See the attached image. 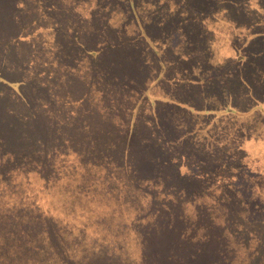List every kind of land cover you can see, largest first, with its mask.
<instances>
[{"label":"rangeland","instance_id":"obj_1","mask_svg":"<svg viewBox=\"0 0 264 264\" xmlns=\"http://www.w3.org/2000/svg\"><path fill=\"white\" fill-rule=\"evenodd\" d=\"M0 141L22 147L0 154V202L53 209L81 243L0 264H264V0H0ZM177 168L193 194L156 182ZM148 183L187 196L182 239L143 235ZM203 213L246 232L203 251Z\"/></svg>","mask_w":264,"mask_h":264},{"label":"trees","instance_id":"obj_2","mask_svg":"<svg viewBox=\"0 0 264 264\" xmlns=\"http://www.w3.org/2000/svg\"><path fill=\"white\" fill-rule=\"evenodd\" d=\"M242 120V119H241ZM241 120L238 119L239 125ZM7 123L10 125V127L6 128H19L20 124L16 120H12V124L7 121ZM241 129V128H239ZM22 136V135H21ZM19 143V142H17ZM22 151V147L17 146L15 143H10L9 141L2 142L0 141V154L3 153L5 157L8 156H14L17 157L20 155ZM32 158L35 156L32 155ZM30 158L25 162L26 166H31L32 161H35L36 159ZM46 159H43L41 161L40 165L44 168H49L50 165L48 162L44 161ZM21 161V160H20ZM10 162L4 159L2 165L0 167L9 168ZM23 169H25V165L23 166ZM184 167H181V170H184ZM28 174H30V171H27ZM179 173V169L177 168L176 171H174L172 174H166V175H157L155 176V179H157L159 182L161 181L163 183V179H170V182L175 186L182 189H186L189 193L193 194V188L190 187L189 183H187L186 186H181L179 178H176ZM28 179H34L30 177V175H26ZM37 180H39L37 178ZM132 181L139 180V177L132 175L131 177ZM4 181L0 177V182ZM137 182V184H138ZM147 184V183H146ZM164 184V183H163ZM150 186V192L155 196L153 199L152 194L145 195L142 199V191L139 193V197L141 199V202H144L146 205H148L147 209L149 211V214L154 221L153 223H149L145 226H141L140 228L143 231V235H151L149 237L154 236H163L165 237L167 234H170L171 236H174V238L182 239L183 236V230L185 229L187 225V218H185L183 212L184 210H188V208L183 209V205L185 203L184 198L187 196H178L176 198V201L170 200L165 202L163 200L162 195H164L163 192L158 191H152V184L148 183ZM166 186V184H164ZM185 195H188V193H185ZM166 204V207H163ZM194 207H200L199 204H194ZM43 209V210H42ZM158 210L159 213L157 215V218L154 219L152 216V210ZM203 210V207H202ZM190 211V209H189ZM234 215V212L232 213ZM52 215H54L53 209L48 208L44 209L41 207H38L35 205V203H32L30 206L22 207L20 203H8L6 206L1 201L0 202V254L4 253L6 251L9 252H20L23 254H40L42 252H50L55 251L56 253H61L63 255L66 254L67 251H69L72 245L71 243H74L75 246L81 243L79 241L73 240L69 238V231H63L61 226L58 224V222L52 218ZM229 214L228 216H230ZM232 216V215H231ZM200 218L202 220H205L209 224V234L207 235L205 240H202L201 246L202 250L205 251L206 246H210L213 243L217 245V241L215 242L212 239V235L214 231H216L215 236H231L232 238H237L238 236H241L246 232L245 229L240 230L241 228H237L236 230H232L229 226V223L227 221V216L217 217L214 219L213 217L209 216L208 213H203ZM211 220H217L219 223L217 225L215 223H212ZM186 221V222H185ZM203 222V221H202ZM255 220H251L250 223L252 225H255ZM237 223V222H236ZM235 223V224H236ZM168 224V225H165ZM181 224V225H179ZM181 226V227H180ZM184 226V227H183ZM178 227V228H177ZM242 227V226H240ZM251 227V225H250ZM95 235V234H94ZM165 235V236H164ZM46 236V237H45ZM44 237V238H43ZM212 238V239H210ZM68 239L72 240L69 241ZM97 239H101L100 241L106 242L107 238L105 236L98 237ZM94 239L87 243V247L91 244L98 243V240ZM150 240V239H149ZM216 240V239H215ZM48 242V246H47ZM148 242V241H146ZM240 242H242L240 240ZM151 243H157L156 241H151ZM235 245H238L236 241H234ZM99 245H102L103 249L107 251L109 250V246H106L104 243H101ZM109 245V244H108ZM197 246V244H195ZM242 246V251L244 249V244ZM84 247V245H83ZM82 247V248H83ZM179 248H181L180 244L172 242L171 246L169 248L166 247V250L163 252V254L167 255H174L178 252ZM211 248V246H210ZM115 250H118V247H114ZM212 248L210 249V251ZM224 251V250H223ZM215 254L219 257V248H214ZM206 254V253H205ZM229 254V253H226ZM166 260L168 258H165ZM125 259L122 256H116V255H110V256H103L99 258V262L96 264H124ZM68 264V263H67ZM208 264V263H205ZM212 264V263H209ZM226 264V263H225Z\"/></svg>","mask_w":264,"mask_h":264}]
</instances>
